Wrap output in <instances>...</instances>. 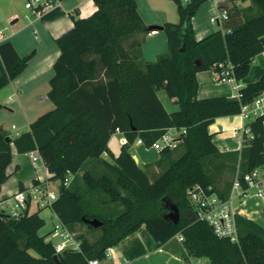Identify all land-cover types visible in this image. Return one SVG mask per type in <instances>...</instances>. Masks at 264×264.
<instances>
[{"label": "trees", "instance_id": "obj_1", "mask_svg": "<svg viewBox=\"0 0 264 264\" xmlns=\"http://www.w3.org/2000/svg\"><path fill=\"white\" fill-rule=\"evenodd\" d=\"M96 12L73 17L74 26L57 39L60 56L50 80L49 100L54 108L35 120L29 130L6 141L0 126V192L9 179L13 143L19 154L37 151L49 173L58 181V197L51 210L71 232L78 226L99 233L95 241L77 234L81 252L66 251L56 260L54 244L41 236L46 221L43 209L19 219L0 217V264H88L106 261V251L145 226L152 238L165 244L183 235L184 258L210 264H264V228L236 216L239 242L219 238L206 222L197 221L188 191L199 185L222 199L230 195L236 177L264 166V116L252 119L241 151L221 153L209 126L216 118L239 114L264 91V74L243 87L241 99H199V72L221 71L230 64L238 81L245 79L253 60L264 52V0H228V20L219 30L197 40L192 20L208 0H171L178 23H165L168 53L155 62L141 60L136 36H147L149 26L138 12L136 0H94ZM249 1L246 7L238 5ZM21 57L11 42L0 44V57L9 80H15L34 58ZM178 106L168 112L159 92ZM1 109V105H0ZM169 129L185 130L175 149L164 148L151 179L131 153L138 139L152 148ZM121 132L127 142L118 156L109 141ZM181 147L182 153L174 157ZM225 173L230 177L223 179ZM72 180L68 186L64 181ZM34 181L33 185H39ZM221 185V187H219ZM20 190H25L21 185ZM179 210V221L170 217ZM99 220L94 228L86 221ZM33 251L35 254H32Z\"/></svg>", "mask_w": 264, "mask_h": 264}, {"label": "crops", "instance_id": "obj_2", "mask_svg": "<svg viewBox=\"0 0 264 264\" xmlns=\"http://www.w3.org/2000/svg\"><path fill=\"white\" fill-rule=\"evenodd\" d=\"M21 0H0V44L11 42L21 56H27L33 51L34 58L30 61L25 71L15 80H9L7 71L0 57V126L13 140L20 134L29 130L30 125L41 115L53 109L49 98L50 80L54 76L53 66L60 56L57 39L71 30L74 26L73 17L87 18L97 10L94 0H61V6L57 7L41 17L36 16L26 6L20 4ZM26 1V0H25ZM169 2H173L168 0ZM26 4V2H25ZM175 9H167L150 18L141 12L139 4L138 12L147 26L163 27L165 23H178L179 14L176 4ZM250 4L249 1L238 3L242 7ZM168 6V5H167ZM170 8V7H169ZM193 18V28L197 40H202L217 30L213 27L212 18L217 13V6L213 2L205 17H199V12ZM28 11V12H27ZM22 13H26L24 21ZM141 37V60L156 59L162 53H167V36L163 30L153 31L147 36ZM264 74V52L253 60L249 75L240 81L242 87L257 82ZM198 98L208 99L215 97L235 98L236 91L232 85L221 84L217 81L214 70L199 72ZM159 97L167 111L172 113L178 110L174 100H169L161 91ZM54 105V104H53ZM46 111V112H45ZM249 121H245L240 114L216 118L209 126V132L213 136V142L224 155H232L229 164L234 163V155L243 147L245 129ZM127 140L121 132H116L109 141V149L118 156L121 148ZM12 147V163L8 167L9 179L2 186L0 202L20 191L21 185L25 189L30 188L34 181L40 184L49 182V173L43 167L39 173L32 175L30 153L19 154L14 144ZM131 148L133 157L138 159V164H143L147 169L157 171L156 162L160 159V151L147 148L144 144L135 143ZM156 150L158 153H152ZM34 168V167H33ZM158 173V172H156ZM53 182H49L51 185ZM237 215L252 220L264 228L258 217L264 212V196L252 197L235 202ZM50 208V207H49ZM51 209V208H50ZM43 211L40 213L42 217ZM263 211V212H262ZM43 218V217H42ZM109 264H195V259L184 258L182 243L177 237L162 244L156 242L145 226L137 232L125 238L117 247H114L113 257L107 261Z\"/></svg>", "mask_w": 264, "mask_h": 264}, {"label": "built area", "instance_id": "obj_3", "mask_svg": "<svg viewBox=\"0 0 264 264\" xmlns=\"http://www.w3.org/2000/svg\"><path fill=\"white\" fill-rule=\"evenodd\" d=\"M189 0H184L188 2ZM217 6V13L212 18V23L222 27V24L228 20L229 11L227 9L228 0H213ZM26 8L33 14L41 17L43 14L61 6V0H26ZM1 37V32H0ZM221 71L216 72L217 81L221 84L232 85L236 91L235 98L241 99L240 90L243 88L240 81L234 75L233 67L230 64L220 63ZM245 121L264 116V91L258 94L252 103L241 106L239 113ZM178 135H174V131ZM185 130L169 129L161 139H159L152 148L162 151L164 148L175 149L181 141L182 132ZM245 135L252 139L250 130L245 129ZM137 144H143L141 139ZM30 159L35 169L45 167L43 160L37 151L30 152ZM72 176H68L64 185L68 186ZM246 186L236 177L233 181L230 195L227 199H222L216 193H210L199 185L193 186L188 191V197L194 207L196 220L206 222L214 230L219 238L229 239L231 242H239V233L236 223L235 202L248 198L264 196V166L255 169L244 177ZM58 197L57 192L50 189L49 182L44 184L32 185L30 188L20 190L11 197L0 202V217L2 215L19 219L26 213L37 212L41 209L51 207L53 201ZM52 236L57 237L59 241L54 244L57 256H61L66 251L81 252L82 243L77 234L69 231L60 221L55 225ZM179 242H183V235H178ZM114 248L106 251V261L113 257ZM88 264H103L98 259L88 260ZM195 264H210L207 260L195 259Z\"/></svg>", "mask_w": 264, "mask_h": 264}, {"label": "rangeland", "instance_id": "obj_4", "mask_svg": "<svg viewBox=\"0 0 264 264\" xmlns=\"http://www.w3.org/2000/svg\"><path fill=\"white\" fill-rule=\"evenodd\" d=\"M25 0H21L20 1V4L22 3V5L24 6L25 5ZM136 2H138L139 4V7H140V10L141 12H143V14L145 13L146 16H149L150 18H153V17H156L158 16V14L162 11H165L167 9H175V6L173 4V2H169L168 0H136ZM213 3V0H208L203 6H202V9L201 11L199 12L198 15H200L199 17H205L206 14H207V17L208 20H209V11H210V8H211V5ZM168 5V6H167ZM228 7H231L232 5H230L229 3L227 4ZM170 7V8H169ZM168 11V10H167ZM177 10H175L176 12ZM28 12V11H27ZM26 13H22L21 15V20L24 21V16H25ZM213 27H215L216 30H219V26L218 25H215V24H212ZM141 37L142 36H136V40L137 41H141ZM167 53H168V50H167ZM162 54H166V53H162ZM157 60L156 59H146V61H149V62H155ZM52 105V108L54 107L53 104ZM51 110V109H49ZM46 112V111H45ZM48 112V111H47ZM174 135H178V132L175 130L174 131ZM133 148V152L134 151V147ZM183 149L181 147H179L175 154H174V157H178L181 155ZM152 153H158L156 150H152ZM30 162H31V159H30ZM31 167H32V175L35 176V172L36 173H39L42 169H44L43 167H41L40 169H35L33 168V163L31 162ZM141 167L145 168L146 167L141 164ZM149 174H150V177L151 179L154 178L158 173L161 172L162 169H157V171L153 170V172L150 171V169H147ZM158 172V173H156ZM230 176L227 175V173H225L223 179H228ZM59 182L56 181V182H53L51 185H50V189L57 192L58 191V187H59ZM219 187H221V185H219ZM236 204V203H235ZM263 212V211H262ZM42 217L45 219L46 221V225L45 227H43L39 234L41 236H47V241H51L53 242L54 244L57 243L59 241V239L57 237H54L52 236V232L54 230V227L55 225H57L59 223V220L58 218L56 217V215L52 212V210L48 207V208H45L44 211H43V215ZM258 220L261 224L264 225V212L263 214L261 215V217H258ZM77 234H84L86 236H88V238L91 240V241H95L97 236L99 235L98 232L96 231H90L87 227L85 226H78L77 228V231L75 232ZM32 254H35L33 251H31Z\"/></svg>", "mask_w": 264, "mask_h": 264}, {"label": "water", "instance_id": "obj_5", "mask_svg": "<svg viewBox=\"0 0 264 264\" xmlns=\"http://www.w3.org/2000/svg\"><path fill=\"white\" fill-rule=\"evenodd\" d=\"M159 30H163V27H160V26H150L149 28H148V32H153V31H159ZM6 141L7 142H11L12 141V139L10 138V137H7L6 138ZM134 160L136 161V162H138V159L136 158V157H134ZM171 213H170V215H169V217L175 222V223H177L178 221H179V210H178V208L177 207H172L171 208ZM89 225H91V226H93L94 228H99V227H101L102 226V222L101 221H99V220H97V219H95V220H90V221H86ZM55 259L56 260H60V257L59 256H56L55 257Z\"/></svg>", "mask_w": 264, "mask_h": 264}]
</instances>
